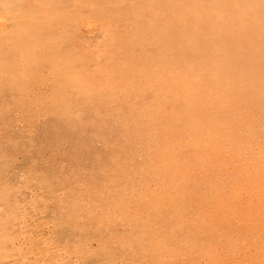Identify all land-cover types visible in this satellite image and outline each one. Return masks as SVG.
<instances>
[{
    "label": "rangeland",
    "instance_id": "rangeland-1",
    "mask_svg": "<svg viewBox=\"0 0 264 264\" xmlns=\"http://www.w3.org/2000/svg\"><path fill=\"white\" fill-rule=\"evenodd\" d=\"M0 264H264V0H0Z\"/></svg>",
    "mask_w": 264,
    "mask_h": 264
},
{
    "label": "bare ground",
    "instance_id": "bare-ground-1",
    "mask_svg": "<svg viewBox=\"0 0 264 264\" xmlns=\"http://www.w3.org/2000/svg\"><path fill=\"white\" fill-rule=\"evenodd\" d=\"M150 1V0H149ZM154 1V0H153ZM29 24V23H28ZM30 25V24H29ZM32 25V24H31ZM34 28V27H33ZM32 29V28H31ZM165 29V28H164ZM30 30V28L28 29ZM34 30V29H33ZM32 32V31H31ZM168 32V31H167ZM30 34V33H29ZM135 34V33H134ZM31 37V36H30ZM33 37V36H32ZM35 37V36H34ZM130 37V36H129ZM34 44L36 45V43L34 42ZM33 45V44H32ZM34 50V49H33ZM37 52V51H36Z\"/></svg>",
    "mask_w": 264,
    "mask_h": 264
}]
</instances>
